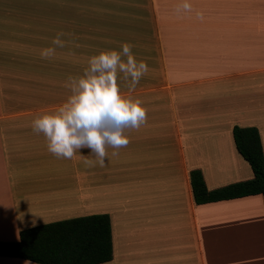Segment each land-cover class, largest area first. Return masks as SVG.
<instances>
[{
    "label": "crops",
    "instance_id": "crops-1",
    "mask_svg": "<svg viewBox=\"0 0 264 264\" xmlns=\"http://www.w3.org/2000/svg\"><path fill=\"white\" fill-rule=\"evenodd\" d=\"M190 2L0 0V240L94 206L112 235L98 264H264L262 194L197 204L189 177L199 169L208 189L252 178L234 124L256 126L264 153V0ZM57 34L64 46L42 57ZM122 42L149 65L135 88L121 81L145 123L103 166L84 164L87 148L55 156L33 117L65 99L92 54Z\"/></svg>",
    "mask_w": 264,
    "mask_h": 264
},
{
    "label": "clouds",
    "instance_id": "clouds-1",
    "mask_svg": "<svg viewBox=\"0 0 264 264\" xmlns=\"http://www.w3.org/2000/svg\"><path fill=\"white\" fill-rule=\"evenodd\" d=\"M185 11L192 9L190 0H182ZM198 18L203 14L196 12ZM61 34L52 38L51 45L41 49L42 57H51L56 47H63ZM131 44L122 42L119 48L102 49L92 54L83 74L69 76L65 99L41 109L33 117L32 129L43 133L48 151L57 157L70 159L87 148L94 159L85 158L86 166H103L107 149L125 146L129 142L126 129L139 128L146 121V108L140 98L121 91V81L129 89L136 87L140 78L149 71L144 60H137ZM35 221H33V224ZM24 264H32L25 260Z\"/></svg>",
    "mask_w": 264,
    "mask_h": 264
},
{
    "label": "trees",
    "instance_id": "trees-1",
    "mask_svg": "<svg viewBox=\"0 0 264 264\" xmlns=\"http://www.w3.org/2000/svg\"><path fill=\"white\" fill-rule=\"evenodd\" d=\"M232 137L238 153L252 169L247 180L208 189L199 169L190 170L195 203H207L260 193L264 199V153L254 125L234 124ZM0 256L19 257L37 264H98L112 258L108 213H93L27 227L19 239L0 240Z\"/></svg>",
    "mask_w": 264,
    "mask_h": 264
},
{
    "label": "rangeland",
    "instance_id": "rangeland-1",
    "mask_svg": "<svg viewBox=\"0 0 264 264\" xmlns=\"http://www.w3.org/2000/svg\"><path fill=\"white\" fill-rule=\"evenodd\" d=\"M126 186H127V184H125L124 186L122 185V187H126ZM96 208H98V207H94V206L87 207L86 209L88 211V214L83 213L85 211L81 210V209H75L73 211L71 209H68V210H65L62 212L60 211V212L55 213V219L46 220V218H44L45 216H43L40 221H44V223H47V222H51L54 220L55 221L56 220H62V219H67V218H71V217H76V216L89 215V214H93V213H107V212H93ZM38 224H42V222L38 223ZM38 224H36V225H38ZM32 226H35V224L31 225L30 227H32Z\"/></svg>",
    "mask_w": 264,
    "mask_h": 264
}]
</instances>
